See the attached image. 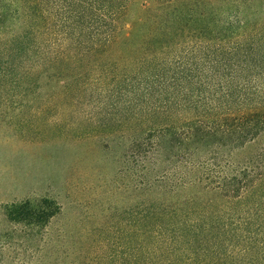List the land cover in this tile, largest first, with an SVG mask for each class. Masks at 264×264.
<instances>
[{
    "label": "trees",
    "instance_id": "1",
    "mask_svg": "<svg viewBox=\"0 0 264 264\" xmlns=\"http://www.w3.org/2000/svg\"><path fill=\"white\" fill-rule=\"evenodd\" d=\"M46 85L104 110L110 133L137 127L126 149L150 264L263 247L250 233L264 232V0H0V94ZM58 209L2 213L33 229Z\"/></svg>",
    "mask_w": 264,
    "mask_h": 264
},
{
    "label": "rangeland",
    "instance_id": "2",
    "mask_svg": "<svg viewBox=\"0 0 264 264\" xmlns=\"http://www.w3.org/2000/svg\"><path fill=\"white\" fill-rule=\"evenodd\" d=\"M46 87L0 94V264H150L149 256L154 262L157 253L141 246L138 173L126 149L137 127L110 133L104 110L62 103ZM44 197L59 209L43 228L2 213L6 203ZM250 236L264 240V232ZM209 257L192 264H264V245Z\"/></svg>",
    "mask_w": 264,
    "mask_h": 264
}]
</instances>
